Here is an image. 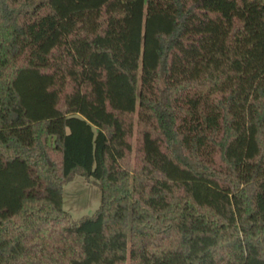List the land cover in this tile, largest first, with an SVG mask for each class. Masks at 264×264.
<instances>
[{
  "label": "trees",
  "instance_id": "16d2710c",
  "mask_svg": "<svg viewBox=\"0 0 264 264\" xmlns=\"http://www.w3.org/2000/svg\"><path fill=\"white\" fill-rule=\"evenodd\" d=\"M0 264H264V0H0Z\"/></svg>",
  "mask_w": 264,
  "mask_h": 264
},
{
  "label": "rangeland",
  "instance_id": "374dc122",
  "mask_svg": "<svg viewBox=\"0 0 264 264\" xmlns=\"http://www.w3.org/2000/svg\"><path fill=\"white\" fill-rule=\"evenodd\" d=\"M102 203L100 187L82 175H75L64 187V208L74 219L94 214Z\"/></svg>",
  "mask_w": 264,
  "mask_h": 264
}]
</instances>
